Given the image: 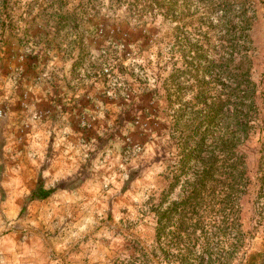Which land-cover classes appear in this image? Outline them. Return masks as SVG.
I'll use <instances>...</instances> for the list:
<instances>
[{"label": "rangeland", "instance_id": "374dc122", "mask_svg": "<svg viewBox=\"0 0 264 264\" xmlns=\"http://www.w3.org/2000/svg\"><path fill=\"white\" fill-rule=\"evenodd\" d=\"M251 2L264 118V0ZM173 34L162 14L140 19L125 0H0V264H179L156 257L169 255L156 211L181 199L178 187L163 200L176 155ZM261 143L256 133L239 147L242 233L212 234L227 264H264ZM40 175L55 191L27 203Z\"/></svg>", "mask_w": 264, "mask_h": 264}, {"label": "trees", "instance_id": "16d2710c", "mask_svg": "<svg viewBox=\"0 0 264 264\" xmlns=\"http://www.w3.org/2000/svg\"><path fill=\"white\" fill-rule=\"evenodd\" d=\"M125 1L140 19L162 14L174 29L165 97L176 155L163 200L178 187L181 199L156 211L157 241L169 252L156 257L179 264H227L229 258L221 261L212 250V234L242 233L241 199L248 177L239 147L256 133L262 136L256 202L264 204V118L253 77L251 34L255 9L251 0ZM54 191L40 175L26 202ZM257 213L264 215V205Z\"/></svg>", "mask_w": 264, "mask_h": 264}]
</instances>
